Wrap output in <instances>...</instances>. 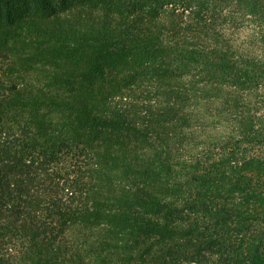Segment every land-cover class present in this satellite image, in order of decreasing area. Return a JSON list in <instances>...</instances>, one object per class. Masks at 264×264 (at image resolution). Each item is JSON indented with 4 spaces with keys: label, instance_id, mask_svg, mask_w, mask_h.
I'll list each match as a JSON object with an SVG mask.
<instances>
[{
    "label": "trees",
    "instance_id": "16d2710c",
    "mask_svg": "<svg viewBox=\"0 0 264 264\" xmlns=\"http://www.w3.org/2000/svg\"><path fill=\"white\" fill-rule=\"evenodd\" d=\"M0 264H264V0H0Z\"/></svg>",
    "mask_w": 264,
    "mask_h": 264
},
{
    "label": "rangeland",
    "instance_id": "374dc122",
    "mask_svg": "<svg viewBox=\"0 0 264 264\" xmlns=\"http://www.w3.org/2000/svg\"><path fill=\"white\" fill-rule=\"evenodd\" d=\"M61 159H62V161L59 163V168H60V167H66V168L69 169V167H68L69 165H68V163L66 162V161H67L66 156H62ZM65 159H66V160H65Z\"/></svg>",
    "mask_w": 264,
    "mask_h": 264
}]
</instances>
